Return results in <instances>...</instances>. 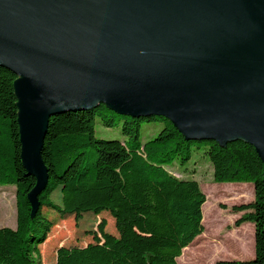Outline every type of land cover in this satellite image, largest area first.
<instances>
[{
	"label": "water",
	"instance_id": "water-1",
	"mask_svg": "<svg viewBox=\"0 0 264 264\" xmlns=\"http://www.w3.org/2000/svg\"><path fill=\"white\" fill-rule=\"evenodd\" d=\"M0 68L16 77L32 213L49 119L98 104L245 142L264 165V0H0Z\"/></svg>",
	"mask_w": 264,
	"mask_h": 264
},
{
	"label": "trees",
	"instance_id": "trees-1",
	"mask_svg": "<svg viewBox=\"0 0 264 264\" xmlns=\"http://www.w3.org/2000/svg\"><path fill=\"white\" fill-rule=\"evenodd\" d=\"M15 79L12 72L0 68V187L13 186L16 199L15 227L0 228V264H41L40 246L54 224L51 214L72 215L77 221L113 200L122 222L118 234L123 247L94 239L59 251L54 264H177L182 251L204 231L206 198L196 181L176 178L166 166L175 160L184 165L194 148L204 150L214 183L253 187L250 202L230 209L241 214L235 227L253 225V257L215 264H264V165L254 148L242 141L220 146L214 141L186 140L160 116H122L104 104L52 116L41 155L48 180L38 196L39 208L32 213L27 195L35 179L21 164ZM96 118L105 128L120 125L123 140L95 138ZM149 124H159L160 131L142 142V129ZM59 188H85L94 194L87 204L63 207L53 199Z\"/></svg>",
	"mask_w": 264,
	"mask_h": 264
},
{
	"label": "rangeland",
	"instance_id": "rangeland-1",
	"mask_svg": "<svg viewBox=\"0 0 264 264\" xmlns=\"http://www.w3.org/2000/svg\"><path fill=\"white\" fill-rule=\"evenodd\" d=\"M159 124L144 125L141 132L142 142L152 139L159 131ZM94 136L102 140H123L120 125L105 128L96 118ZM166 170L176 178L194 180L205 195L203 204L206 213L205 222L202 220L204 237L189 251L179 258V264H212L215 260L241 261L250 259L252 235L248 230L234 226L236 216L231 206L250 202L252 191L250 185L236 187L237 183H214L212 167L204 155L202 148L193 149L191 157L184 165L175 160L166 166ZM233 185V186H232ZM94 191L85 188H59L53 194V199L60 206L68 207L74 203L87 204L91 202ZM116 201L97 205L96 212L82 215L75 221L72 215L63 217L51 214L54 222L46 242L40 246V263L54 264L57 253L67 251L71 247L84 246L97 239L106 245L123 247L119 238L120 222ZM16 199L13 186L0 187V228L15 227ZM203 217V209H202ZM232 246L231 242L240 240ZM141 238V237H140ZM139 238V239H140ZM203 243V244H202ZM205 244V245H204ZM131 242L130 247L134 248ZM235 249V250H234ZM141 249L135 250V258L139 257ZM235 251V252H234ZM187 254V255H186Z\"/></svg>",
	"mask_w": 264,
	"mask_h": 264
},
{
	"label": "crops",
	"instance_id": "crops-1",
	"mask_svg": "<svg viewBox=\"0 0 264 264\" xmlns=\"http://www.w3.org/2000/svg\"><path fill=\"white\" fill-rule=\"evenodd\" d=\"M233 185H235L236 187H239V186H244V185H250V184H233ZM232 185V186H233ZM251 186V191H252V197H251V199L253 198V187H252V185H250ZM251 201V200H250ZM241 215V214H240ZM239 215V216H240ZM239 216H236L237 218L239 217ZM236 218V219H237ZM239 229H241V230H248L250 233H251V235H252V238H253V225L252 224H250V223H244V224H242L240 227H239ZM204 232L200 235V236H198L188 247H186L183 251H182V254L184 253V256H185V251H189L190 249H192L193 248V246L195 247V245H197L198 244V241H200V240H202V238L204 237ZM242 240V237H241V239L240 240H234V241H232L231 242V244H232V246L234 247V244L235 243H237V241H241ZM203 244V243H202ZM205 245V244H204ZM235 250V249H234ZM235 252V251H234ZM253 252H254V249H253V239H252V248H251V252H250V259L253 257ZM187 255V254H186ZM180 258V257H179ZM179 258H177L176 259V263L177 264H179ZM248 260V259H247ZM216 261H218V260H216ZM215 260L213 261V263L212 264H215V262H216Z\"/></svg>",
	"mask_w": 264,
	"mask_h": 264
}]
</instances>
